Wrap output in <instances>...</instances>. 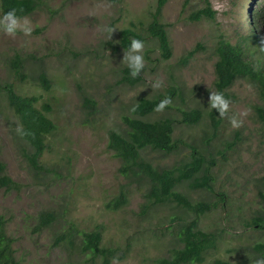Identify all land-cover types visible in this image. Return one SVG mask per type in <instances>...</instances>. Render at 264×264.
Instances as JSON below:
<instances>
[{"label": "rangeland", "instance_id": "1", "mask_svg": "<svg viewBox=\"0 0 264 264\" xmlns=\"http://www.w3.org/2000/svg\"><path fill=\"white\" fill-rule=\"evenodd\" d=\"M208 1L210 17L194 15L204 7L202 0H165L160 20L167 26L172 55L162 59L145 40L146 66L134 85L120 82L127 51L119 45L120 33L130 27L145 35L157 0H37L26 16L34 27L30 35L13 37L0 31V158L18 183L16 189L0 188V211L20 264H155L180 246L179 228L191 215L170 205L140 211L144 187L126 185L118 171L120 161L107 146L108 131L125 126L123 118L132 116L139 97H152L171 86L178 88L180 97L167 113L153 117L179 116L175 106L207 111L210 91H215V49L220 40L238 44L248 62L264 69L263 47L257 45H264V19L254 15L264 0ZM109 27L114 28L110 38ZM245 34L260 41L245 42ZM189 50L192 56L183 61ZM16 55L21 60L18 75L11 66ZM40 73L49 80L47 89ZM156 79L163 86L152 90L149 85ZM8 85L36 95L38 107L50 106L48 115L56 129L37 165L31 160V147L17 132L19 119L5 98ZM227 98L229 113L220 117L215 131L206 116L193 125L175 126L174 136L195 143L218 163L209 189H193L184 182L178 190L193 202L216 203L199 221L203 229L220 236L216 249L200 264H212L216 258L255 264L259 257L252 246L264 235L248 224L259 207L256 191L264 175V127L256 114L262 102L249 76L236 77ZM233 114L242 120L239 127L230 124ZM213 131L216 135L210 138ZM228 143L231 147L224 149ZM142 154L154 165L167 167L187 150L165 153L146 148ZM121 189L128 191V202L113 209ZM218 192L224 194L223 202ZM42 211L51 212L55 220L39 228ZM91 230L101 231L102 244L110 249L106 259L83 251V232Z\"/></svg>", "mask_w": 264, "mask_h": 264}, {"label": "trees", "instance_id": "2", "mask_svg": "<svg viewBox=\"0 0 264 264\" xmlns=\"http://www.w3.org/2000/svg\"><path fill=\"white\" fill-rule=\"evenodd\" d=\"M165 0H157L154 10L151 12V19L145 27V35L137 33L130 27L124 28L120 33L119 45L127 50L133 37L143 41L153 43L162 59H168L172 55V47L168 35L167 26L160 20L161 9ZM204 7L194 15L200 13L207 17L212 16L208 0H202ZM37 6V0H0L2 14L11 8L17 10V15L25 17L29 15ZM255 17L264 19V2L254 12ZM247 17H250L247 14ZM255 17L252 16L255 30H259ZM255 39L256 35H243L242 40L248 42ZM250 40V41H251ZM260 41V40H259ZM258 41V42H259ZM252 42V41H251ZM263 47L264 45L257 43ZM256 45V46H257ZM259 46H257L259 48ZM254 48L255 43H254ZM217 59L214 63L215 91H221L228 96V89L238 76H249L256 84L258 96L262 102L261 106L256 107V114L264 127V69L259 66L254 67L244 57L243 48L238 44H232L225 40H220L216 46ZM193 54L189 50L182 60L186 61ZM20 57L16 55L11 60V66L15 75L19 74ZM142 73L135 79L129 75L128 68L124 65L121 68L120 82L134 85L142 79ZM40 83L47 89L50 86L49 80L44 73L39 74ZM181 92L177 87L171 86L163 93H157L152 97L142 96L132 105V116H124L125 126L121 130L111 129L108 131L107 146L112 150L115 157L120 161L118 171L124 177L126 185L136 183L144 187L143 202L140 211L148 213L157 206L170 205L179 208L186 214L191 215V219L181 225L178 231L180 246L173 248L168 257L158 258L155 264H200L204 261L205 254L216 249L219 239V232L205 230L200 226V218L207 212L216 207L214 201H191L189 197L178 190V187L186 182L193 189H209L213 180V168L218 164L217 161L207 155L205 150L200 149L195 143H189L181 137L174 136L176 125H193L206 116L215 131L220 123V116L217 110L210 108L203 111L199 107L179 108V116L165 114L153 117L158 111L155 105L165 96L172 98L171 105L163 111L167 113L173 108L177 96ZM5 98L8 105L17 115L20 129L23 135L20 137L31 147V160L34 165L39 164L45 149L47 148L48 136L56 129L54 120L48 115L50 106L42 103L37 106L38 97L34 94H22L11 85L5 90ZM89 101L88 98L84 102ZM205 114V115H204ZM212 132V136L216 132ZM228 143L224 149H229ZM150 148L165 153H176L181 149H186L187 154L180 160L175 161L171 166L158 167L147 160L142 150ZM224 157V156H223ZM18 183L13 180L6 171V164L0 158V188L5 190L16 189ZM127 190L121 189L113 199L111 207L119 209L128 202ZM220 200H225L224 194L218 192ZM259 207L255 216L248 226L256 227V231L264 235V175L260 178V184L256 191ZM55 220V216L49 211H42L38 215L37 226L44 227ZM7 219L0 211V264H20L15 255L13 237L6 229ZM82 249L84 252L91 253L93 256H102L105 259L110 253V249L102 244V234L100 230L83 232ZM257 256L264 257V239L256 242L252 246ZM212 264H236L227 259L216 258Z\"/></svg>", "mask_w": 264, "mask_h": 264}, {"label": "clouds", "instance_id": "3", "mask_svg": "<svg viewBox=\"0 0 264 264\" xmlns=\"http://www.w3.org/2000/svg\"><path fill=\"white\" fill-rule=\"evenodd\" d=\"M113 30L114 28L111 27L106 29L109 33V38L111 37ZM0 31H3L6 35L14 37L17 33L30 35L34 31V27L32 21L28 17L18 16L17 10L11 8L0 16ZM144 49L145 42L133 37L127 47V51H124L122 62L126 64L129 75L133 79L138 77L145 69L146 60ZM149 86L152 90L159 89L163 86V81L156 79ZM171 103L172 98L170 96H165L155 105V110L158 112L163 111L167 106L171 105ZM207 107L211 110H217L220 117H225L229 113L230 100L221 91H210ZM240 115H246V113L242 112ZM228 119L233 128L239 127L242 124V120H240L235 114L229 116ZM17 132L23 135V131L19 127L17 128ZM255 264H264V257L257 258Z\"/></svg>", "mask_w": 264, "mask_h": 264}]
</instances>
